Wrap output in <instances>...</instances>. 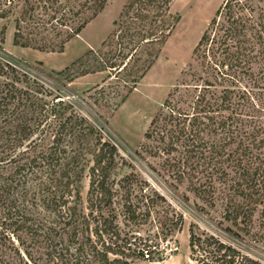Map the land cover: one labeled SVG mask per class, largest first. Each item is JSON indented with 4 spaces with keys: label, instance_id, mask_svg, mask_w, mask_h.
Masks as SVG:
<instances>
[{
    "label": "trees",
    "instance_id": "trees-1",
    "mask_svg": "<svg viewBox=\"0 0 264 264\" xmlns=\"http://www.w3.org/2000/svg\"><path fill=\"white\" fill-rule=\"evenodd\" d=\"M106 1L0 0V17L15 44L62 50ZM172 1L125 0L80 72L108 69L130 90L179 19ZM193 53L198 68L151 117L146 150L264 251V6L223 0ZM157 205L161 239L182 213L73 100L0 53V264H143L157 243L137 245L133 227ZM188 245L202 264H264L195 222Z\"/></svg>",
    "mask_w": 264,
    "mask_h": 264
},
{
    "label": "rangeland",
    "instance_id": "rangeland-1",
    "mask_svg": "<svg viewBox=\"0 0 264 264\" xmlns=\"http://www.w3.org/2000/svg\"><path fill=\"white\" fill-rule=\"evenodd\" d=\"M124 1L107 0L79 33L65 42L62 50L15 44L13 21L0 17V53L73 100L79 110L117 145L139 176L182 213V224L176 225L161 239L152 236L159 229L157 220L162 211L159 205L152 209L151 221L133 227L137 245L142 244L144 238L157 243L152 255L140 258L143 264H202L190 255V222L264 260V251L258 243L252 244L246 237L239 239L225 230V225L230 223L222 218L220 208L197 197L187 187L186 178L174 179L160 157L146 150V144L152 143L144 137L151 117L161 107L168 92L192 78V73L198 68L194 46L223 0H173L171 9L179 19L151 65L130 90L126 82L116 78L108 69L96 67L93 71L80 72L82 68L95 65L89 51L100 48ZM251 2L264 6V0ZM86 189L87 178H84L82 194ZM199 206H204V209Z\"/></svg>",
    "mask_w": 264,
    "mask_h": 264
}]
</instances>
